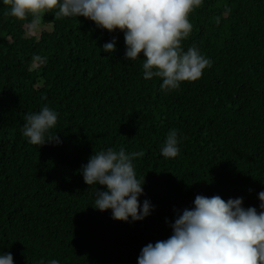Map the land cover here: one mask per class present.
<instances>
[{"label": "trees", "instance_id": "trees-1", "mask_svg": "<svg viewBox=\"0 0 264 264\" xmlns=\"http://www.w3.org/2000/svg\"><path fill=\"white\" fill-rule=\"evenodd\" d=\"M0 3V253L14 264H138L142 247L172 234L175 209L195 196L243 197L257 207L264 190V0H203L189 14L182 41L212 61L201 78L165 93L162 79L143 77V53L125 59L124 34L83 16L52 9L25 20ZM219 18V22L217 19ZM118 37L116 50L102 45ZM37 56L46 57L40 63ZM48 106L49 130L62 143L33 145L25 117ZM176 129L180 152L161 147ZM143 151L134 159L145 178L142 221L112 218L93 207L95 187L81 166L101 150Z\"/></svg>", "mask_w": 264, "mask_h": 264}, {"label": "clouds", "instance_id": "clouds-1", "mask_svg": "<svg viewBox=\"0 0 264 264\" xmlns=\"http://www.w3.org/2000/svg\"><path fill=\"white\" fill-rule=\"evenodd\" d=\"M10 5L7 15L25 20L31 14V25L39 24L40 16L52 9L56 18L83 16L95 22L97 28L110 33L123 32L125 59L135 61L143 53V77L162 79L165 93L179 89L184 81L202 77L212 61L195 45L186 51L182 41L189 37L193 25L189 14L203 0H0ZM219 22V18L217 19ZM118 37L102 45L104 51L116 50ZM40 63L46 57L37 56ZM58 121V112L48 106L26 115L22 134L39 147L62 143L49 130ZM180 137L176 129L167 133L160 149L165 158H175L180 152ZM143 151L126 152L113 148L93 153L81 166L84 182L95 187L93 207L99 211L111 209L112 218L125 222L142 221L155 209L149 199L142 202L144 179H138L134 159ZM257 207L243 206V197L220 195L195 196L191 207L175 209L174 222H168L172 234L142 247L138 264H264V190L258 193ZM0 264H14L11 252L0 253ZM43 264V262H41ZM48 264H60L58 259Z\"/></svg>", "mask_w": 264, "mask_h": 264}]
</instances>
